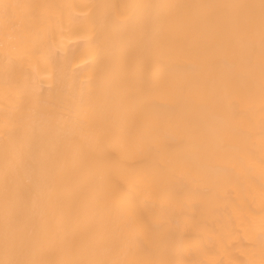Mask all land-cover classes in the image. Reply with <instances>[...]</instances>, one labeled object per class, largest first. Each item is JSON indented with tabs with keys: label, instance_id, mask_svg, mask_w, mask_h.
<instances>
[{
	"label": "bare ground",
	"instance_id": "6f19581e",
	"mask_svg": "<svg viewBox=\"0 0 264 264\" xmlns=\"http://www.w3.org/2000/svg\"><path fill=\"white\" fill-rule=\"evenodd\" d=\"M0 3V260L264 264L260 0Z\"/></svg>",
	"mask_w": 264,
	"mask_h": 264
},
{
	"label": "snow or ice",
	"instance_id": "6c2138e0",
	"mask_svg": "<svg viewBox=\"0 0 264 264\" xmlns=\"http://www.w3.org/2000/svg\"><path fill=\"white\" fill-rule=\"evenodd\" d=\"M0 7L3 8V15L8 17L11 15L10 10L21 7V5L0 3ZM260 8L262 13V25H264V0H260ZM0 264H41V262L28 260H0Z\"/></svg>",
	"mask_w": 264,
	"mask_h": 264
}]
</instances>
